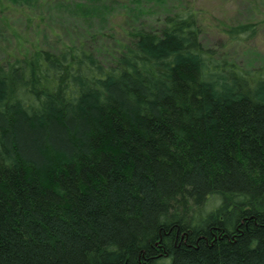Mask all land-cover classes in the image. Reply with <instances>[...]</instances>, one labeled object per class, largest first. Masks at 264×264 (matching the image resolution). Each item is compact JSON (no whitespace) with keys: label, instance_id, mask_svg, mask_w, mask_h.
Here are the masks:
<instances>
[{"label":"trees","instance_id":"1","mask_svg":"<svg viewBox=\"0 0 264 264\" xmlns=\"http://www.w3.org/2000/svg\"><path fill=\"white\" fill-rule=\"evenodd\" d=\"M200 33L0 62V264H264V66Z\"/></svg>","mask_w":264,"mask_h":264},{"label":"rangeland","instance_id":"2","mask_svg":"<svg viewBox=\"0 0 264 264\" xmlns=\"http://www.w3.org/2000/svg\"><path fill=\"white\" fill-rule=\"evenodd\" d=\"M176 12L194 14L202 44L217 55L264 66V0H0V62L80 42L108 62L130 29H159ZM241 24L249 28L231 32Z\"/></svg>","mask_w":264,"mask_h":264}]
</instances>
